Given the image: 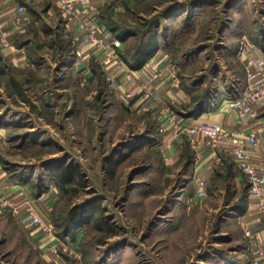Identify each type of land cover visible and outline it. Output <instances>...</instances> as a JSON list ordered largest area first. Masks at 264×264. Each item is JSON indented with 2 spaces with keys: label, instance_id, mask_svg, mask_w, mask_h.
<instances>
[{
  "label": "rangeland",
  "instance_id": "374dc122",
  "mask_svg": "<svg viewBox=\"0 0 264 264\" xmlns=\"http://www.w3.org/2000/svg\"><path fill=\"white\" fill-rule=\"evenodd\" d=\"M61 18L56 8L26 36L25 61L0 53V173L25 187L4 193L11 183L0 180V193L15 203L29 195L52 228L0 212V264H252L246 230L259 227L244 215L252 198L243 173L226 160L195 198L190 151L165 160L153 102L140 113L134 104L163 59L188 95L170 107L179 117L203 96L243 90L242 41L264 66V0H107L100 20L127 35L123 60L156 44L138 84L114 81L94 47L92 58L76 54ZM62 165L82 175L67 191L50 179ZM73 210L83 221L70 226Z\"/></svg>",
  "mask_w": 264,
  "mask_h": 264
},
{
  "label": "built area",
  "instance_id": "2783aa9c",
  "mask_svg": "<svg viewBox=\"0 0 264 264\" xmlns=\"http://www.w3.org/2000/svg\"><path fill=\"white\" fill-rule=\"evenodd\" d=\"M54 5L59 8L62 17L65 21V28H69L72 24H77L79 31L72 35L73 42L80 40V33H84L90 47L96 49V53L102 55L105 68H110L109 74H113V78L126 79L128 82L137 83L138 71L140 74H145V69L148 63L143 65L138 71L129 69L120 60L118 51L122 47V42L118 38H112L107 41L103 37V27L99 26L95 20L99 14V6L97 1L107 0H51ZM17 15L13 19V27L20 28L26 25L30 20V16L25 8L17 7ZM11 29V28H10ZM10 30L0 23V47L4 49L14 48V43L9 39ZM245 41H242L239 47L238 57L243 62L245 73V86L237 97L238 106L235 108V116L238 124V129H230L226 124L216 122H202L185 124L182 119L173 111H170L168 105H163L159 101L167 102L166 98L159 96L156 93V87L151 82L158 80L162 73L152 70L150 75L145 74L146 82L138 84L139 88L136 91L137 100L134 104L137 112L148 111L145 102H153V107L150 109L158 113L160 122V132L170 130L173 137L179 138L182 135L200 136L204 144L210 149H214L221 143L228 142L234 155V164L240 170L246 181L248 182L249 197L255 199V209L258 217L254 220L259 227L257 233H251L246 230V234L251 239L252 264H264V188L261 184V175H264V162L255 161V151L260 140V134L264 131V118H257L256 107L264 106V81L254 83L253 79L256 74L264 72V66L261 62L259 54L250 55L245 51ZM170 69V68H169ZM172 70V69H171ZM112 78V77H109ZM172 79L178 84V79L172 70ZM117 80V79H116ZM120 85V82L117 81ZM135 95V94H133ZM133 95L129 97L131 101ZM166 100V101H165ZM169 102V101H168ZM246 118L258 119L257 127L244 129V120ZM199 140V139H198ZM198 140H192L193 148L197 146ZM200 156L202 155L199 153ZM167 160V157L165 158ZM218 161H216L217 163ZM213 168L212 166L210 167ZM195 183L194 197L201 199L206 195L207 182L200 176L193 177ZM4 193H0V212L9 211L13 215L25 212L31 219V223L38 226V229L45 233H51V226L45 223L37 214L34 203L29 195L21 203H15L3 198ZM30 197V198H29Z\"/></svg>",
  "mask_w": 264,
  "mask_h": 264
},
{
  "label": "crops",
  "instance_id": "0c3cea01",
  "mask_svg": "<svg viewBox=\"0 0 264 264\" xmlns=\"http://www.w3.org/2000/svg\"><path fill=\"white\" fill-rule=\"evenodd\" d=\"M105 2L106 1H97V4L99 6V14L95 22L99 26L103 27L102 35L104 38H106L107 41H109L112 38H116V37L109 30V28H107L100 20V11ZM18 6H22L27 10L30 16V20L26 22V25H23L22 27L17 29L13 27L12 23L14 17L18 13L17 11ZM56 8L57 7L54 5V3L51 0H0V23L3 24L4 27L10 30V37H9L10 40L14 42L16 40L18 41L20 40L19 41L20 45L18 46L16 44L17 45L16 48L4 49L0 47V53L4 55L10 54L11 55L10 57H13V59L15 57V61H25L26 56H24V54L28 51V46H29L28 41H30L26 38V36L28 37L30 33L34 35H39L37 29L41 25L40 22L42 23L43 19L45 20L46 18L53 21ZM61 20L64 23L66 21L63 17L61 18ZM65 30L70 34L71 39H72V35L75 34V32L79 31L76 23L70 25L68 29L65 28ZM79 39L80 40L78 41L72 42L73 47L75 48V53L78 54L79 56L80 53H83L90 56L91 58L94 57L93 53L92 54L89 53L90 45L88 43V39H86L85 34L80 33ZM123 43L124 42H122V45ZM121 49L118 52H120ZM120 60L129 69L136 71L139 70V69H132L126 63H124L121 54H120ZM163 60L164 61H159L158 64V69L162 72V76L158 80H155L153 82V85L156 87L157 95L163 96V99L166 98V100L169 101V102L168 101L164 102L161 100L159 102L162 103L163 105H168L170 109V107H173V105L175 104L188 102L187 101L188 95L180 88L178 84L175 83V79L174 80L172 79V70L168 68L167 61L165 59ZM149 61H147L146 63H148ZM110 68L111 66L107 69V71H110ZM139 72L140 71H138L137 73L138 75L140 74ZM260 76L261 75L259 76L256 75L255 79L260 78ZM113 80L115 81L116 79L113 78ZM233 91L234 92H223V93L218 91V94L216 91L215 93H213L212 97L209 100L210 102L207 104V106L203 111H201L197 115L191 116V118L180 116L182 122L187 125L192 123L216 122V123L226 124L230 129H238L239 126L236 121L235 108L238 106V102L236 99L242 90L240 92H236V90ZM135 100L136 99L133 98L131 101H135ZM263 111H264V106L256 107L257 118H264ZM257 125H258V119L246 118L244 120L243 128L247 129L250 127H257ZM160 133L162 135V138L168 141V143L165 144L164 146L167 149L166 151H167L168 161L169 159L173 160L175 157L182 156L181 149L183 148H186L187 150L190 151V155L192 156V161H191L192 168H191L190 176H192V178L194 176H200L205 180L209 179V177L212 175V173H214L216 169L225 166L224 163L226 160H231L233 165H235L233 149L228 142L221 143L216 148L210 149V147L208 148L204 144L200 136L191 137L189 135H182L181 137L175 139L171 134L170 130H166L164 133L163 132ZM0 136H1V130H0ZM192 140H198L197 146L195 148H193L191 145ZM199 153H201L202 155L200 156ZM216 161L218 162L216 163ZM255 161L264 162V131H262L260 134V140L257 145V149L255 151ZM211 166L213 167L212 169L210 168ZM4 176L5 175L3 173H0L1 182L6 181L11 183V184L5 183L7 190L3 189L4 193H6V191L7 193L8 192L10 193V192H15L16 190L19 192L21 191V189L25 190V187L19 186L17 180L7 181L8 178H4ZM260 181L264 188V175H261ZM20 193L24 195L22 191ZM53 194H54L53 191L47 194L46 197L48 198L44 201V206H47L49 202L52 201L54 196ZM254 202L255 199L252 198V201L249 200V202L246 204V207L244 208L245 209L244 215L247 216L248 218L247 221L249 223H251L254 218L258 217ZM29 223H31L30 219H29Z\"/></svg>",
  "mask_w": 264,
  "mask_h": 264
},
{
  "label": "trees",
  "instance_id": "16d2710c",
  "mask_svg": "<svg viewBox=\"0 0 264 264\" xmlns=\"http://www.w3.org/2000/svg\"><path fill=\"white\" fill-rule=\"evenodd\" d=\"M109 30L114 34V36L120 39L122 42L127 39V35L121 34L116 30L114 27H108ZM157 49L156 44L150 43L149 46L137 48V52L135 55L131 57L129 60L127 57L124 58V63H126L132 69H140L153 55V49ZM123 56L122 52H118ZM123 58V57H122ZM211 96H203L198 100L195 106L191 109L190 112L182 113L180 116L183 117H190L199 114L201 111L205 109L207 104L210 102ZM50 179L53 182V185L58 187L61 191H67L69 185L77 183V181L82 177L80 169H77L73 166H65L62 165L61 167L55 169L51 174ZM70 220L68 223L70 226H75L79 224L83 220L80 218V214L78 210H73L69 216ZM82 220V221H81Z\"/></svg>",
  "mask_w": 264,
  "mask_h": 264
}]
</instances>
